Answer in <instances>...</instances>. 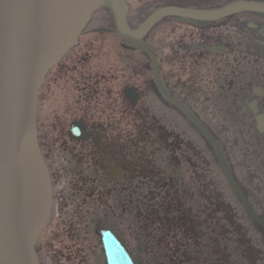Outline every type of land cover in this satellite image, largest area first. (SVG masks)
<instances>
[{"label":"flooded vegetation","instance_id":"flooded-vegetation-1","mask_svg":"<svg viewBox=\"0 0 264 264\" xmlns=\"http://www.w3.org/2000/svg\"><path fill=\"white\" fill-rule=\"evenodd\" d=\"M238 1L264 4L126 0L131 28L162 7L208 12ZM141 42L154 55L159 82L150 56L118 38L107 14L94 15L47 74L36 128L52 191H69L80 206L94 207L97 218L125 223V241L111 230L135 261L142 254L144 264H264L263 230L221 173L205 136L169 99L211 133L264 220V13L215 21L166 17ZM55 97L58 105L49 107ZM225 141L245 144L241 165H233ZM203 197L208 202L197 211ZM208 231L212 237L204 239ZM72 259L68 253L66 261Z\"/></svg>","mask_w":264,"mask_h":264},{"label":"water","instance_id":"water-1","mask_svg":"<svg viewBox=\"0 0 264 264\" xmlns=\"http://www.w3.org/2000/svg\"><path fill=\"white\" fill-rule=\"evenodd\" d=\"M100 11L110 14L121 40L150 56L159 82L154 55L141 42L158 22L166 17L215 21L241 11L264 13V4L238 1L208 12L162 7L131 29L125 0H0V264H41L37 242L53 210L50 176L37 140L38 93L49 70L77 45ZM161 89L166 93L162 85ZM169 99L205 136L223 176L264 233V220L253 212L211 133ZM97 234L105 264H137L112 230L100 228Z\"/></svg>","mask_w":264,"mask_h":264},{"label":"rangeland","instance_id":"rangeland-1","mask_svg":"<svg viewBox=\"0 0 264 264\" xmlns=\"http://www.w3.org/2000/svg\"><path fill=\"white\" fill-rule=\"evenodd\" d=\"M96 14L102 15L105 14V11H100ZM62 96L63 95L61 94L60 98ZM55 99L50 100L49 107L58 105L59 99L57 100L56 97ZM54 101H56L55 104L53 103ZM48 103L49 102H47V105ZM197 112L199 114H205L206 111L197 110ZM214 129H216V127H214ZM217 129L219 130V128ZM221 145L224 151H226L231 156V159L235 160V162H233L234 166L242 164L244 158L241 151L245 147L244 143H242L241 141H225L222 142ZM261 146H263V148L258 149L264 150V142L261 143ZM237 160L238 162H236ZM260 162L261 166H264L263 158L260 159ZM213 165L216 168V164L214 163V161ZM245 166H250V164L248 162H245ZM59 185L61 186V184ZM59 190L60 189H58L57 186L53 187L52 200L53 195L55 199L52 202L53 216L47 226L42 230L43 235H40L38 239L37 249L38 252L42 254L40 255L41 264H105L102 246L97 235V230L103 227L114 229L118 233H120V236L123 237V240L125 241L127 237L126 224L112 222L108 218H97V212L94 210V207H90L87 205L80 206L81 204L79 203L80 201L78 199L72 200V198H70L71 192ZM197 192H200V190H198ZM183 194L184 191H181L179 193V196L181 198L180 200L184 203L186 202V199L182 197ZM57 196H63L65 200H57ZM207 202V198L203 197L196 205V210H200V205H205ZM80 207L83 208L82 211H80ZM86 210H91L92 213L87 215L86 218H83ZM209 234L212 237V234L208 231L204 239H206V237L210 238ZM216 235L217 232L215 231V236ZM215 238L217 239V237ZM206 242L209 243L210 241ZM209 245L211 244L209 243ZM58 249H62L63 253L64 251H66L67 253L63 254L62 252L58 251ZM67 250L73 252H71L73 259L70 261H66V258L68 256L67 254L70 252ZM134 257L138 264H144L145 259L142 254H134Z\"/></svg>","mask_w":264,"mask_h":264},{"label":"trees","instance_id":"trees-1","mask_svg":"<svg viewBox=\"0 0 264 264\" xmlns=\"http://www.w3.org/2000/svg\"><path fill=\"white\" fill-rule=\"evenodd\" d=\"M39 249H40V248H39ZM58 251H60V252H62V253H63L62 249H60V250L58 249ZM67 251H70V250H67ZM71 252H72V251H70V252H69V254H71ZM65 253H67V252H66V251H64V253H63V254H65ZM72 253H73V252H72ZM75 253H77V252H75ZM67 255H68V254H67ZM75 259H76V257H75Z\"/></svg>","mask_w":264,"mask_h":264}]
</instances>
